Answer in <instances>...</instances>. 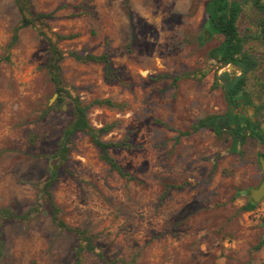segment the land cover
I'll return each instance as SVG.
<instances>
[{"label":"rangeland","instance_id":"obj_1","mask_svg":"<svg viewBox=\"0 0 264 264\" xmlns=\"http://www.w3.org/2000/svg\"><path fill=\"white\" fill-rule=\"evenodd\" d=\"M207 1L30 0L29 13L52 14L43 25L18 27L17 0H0V207L14 214L0 219V264H73L77 243L38 197L72 118L68 97L49 108L55 95L41 32L63 36L56 43L64 53L106 49L118 80L106 82L101 64L64 55V88L88 104L90 125L112 124L101 140L127 136L139 145L108 149L133 180L110 170L79 131L56 169L50 194L59 217L92 235L81 264H264V197L252 204L246 195L262 177L264 143L245 136L233 150L225 132L192 130L227 109L214 76L238 74L207 56L221 39L204 28ZM238 1L237 28L257 64L244 86L251 104L238 100L235 109L264 136V46L254 39L257 14ZM103 98L123 105L91 104Z\"/></svg>","mask_w":264,"mask_h":264},{"label":"trees","instance_id":"obj_2","mask_svg":"<svg viewBox=\"0 0 264 264\" xmlns=\"http://www.w3.org/2000/svg\"><path fill=\"white\" fill-rule=\"evenodd\" d=\"M29 1L30 0H17V7L20 14L18 27L35 25V23L43 25L45 23L44 19L52 14V12L29 13ZM247 1L257 14L254 39L264 46V0ZM240 11L241 5L238 0H208L204 5V28L209 33L221 36L219 43L208 50L207 56L217 67L226 64L237 66L238 74L236 71L223 70L218 76H214L215 82L218 80L221 82L223 95L227 102V109L222 114H207L199 118L192 126V130L198 127L209 128L217 136H220L224 132L227 133L230 136V145L233 150H235L237 144H239L245 136H253L264 143V136L258 127V123L235 109L236 101L238 100L251 104L249 94L244 89V86L247 81V72L253 70L257 64L254 56L244 49L246 38L239 33L237 28V18ZM41 34L47 44V55L42 67L52 84L55 95L49 108H61L65 97H68L71 103L72 118L69 123L62 128L57 148L50 156L52 159H56V161L49 167L48 177L38 186V197L47 203L51 221L58 228L70 231L76 236L77 243L74 247L73 264H81L83 252H91L94 249L92 235L85 229L68 226L59 217V209L53 203L50 194V186L56 178V169L64 164L68 153L73 147V135L75 132L79 131L88 135L90 141L97 146L100 159L107 164L110 170L127 181L133 180L134 177L123 170L117 161L109 155L108 149L132 150L139 148V145L133 144L129 141L127 136L116 141L101 140L100 135L109 130L112 124H105L99 127L90 125L86 117L88 104H82L77 96H70L64 88L60 68V61L64 55L71 56L73 59L83 63L94 62L101 64L102 77L106 82L118 80L119 76L116 70L111 66L109 54L106 49L97 54L79 51L64 53L56 43V40L63 38V36L54 33V38H52L44 32H41ZM162 76L164 77L166 75ZM91 104L105 105L107 107H121L123 105L122 103H115L107 98L94 99L91 101ZM253 107L257 109L260 106L253 105ZM247 206L251 207L252 204L248 203ZM11 216H14V214L7 208L0 207V219H7ZM260 245L261 243H258L255 245V248H258ZM1 246L2 240L0 237V248Z\"/></svg>","mask_w":264,"mask_h":264},{"label":"water","instance_id":"obj_3","mask_svg":"<svg viewBox=\"0 0 264 264\" xmlns=\"http://www.w3.org/2000/svg\"><path fill=\"white\" fill-rule=\"evenodd\" d=\"M221 67H226L228 69H235V68L238 69L237 66H234L232 64L222 65L220 66V68ZM257 164L262 173L260 182L258 183L256 187H249L246 191V195L252 204L256 203L258 200L264 197V158L261 155L257 156ZM263 226H264V223H263Z\"/></svg>","mask_w":264,"mask_h":264}]
</instances>
